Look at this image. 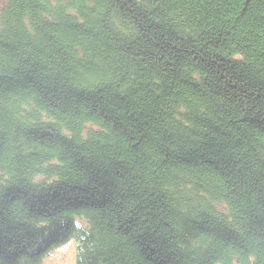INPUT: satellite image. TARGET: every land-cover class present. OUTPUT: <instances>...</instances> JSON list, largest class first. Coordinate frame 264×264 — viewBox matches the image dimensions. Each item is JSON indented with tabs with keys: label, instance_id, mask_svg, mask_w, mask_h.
<instances>
[{
	"label": "trees",
	"instance_id": "trees-1",
	"mask_svg": "<svg viewBox=\"0 0 264 264\" xmlns=\"http://www.w3.org/2000/svg\"><path fill=\"white\" fill-rule=\"evenodd\" d=\"M264 264V0H0V264Z\"/></svg>",
	"mask_w": 264,
	"mask_h": 264
},
{
	"label": "rangeland",
	"instance_id": "rangeland-1",
	"mask_svg": "<svg viewBox=\"0 0 264 264\" xmlns=\"http://www.w3.org/2000/svg\"><path fill=\"white\" fill-rule=\"evenodd\" d=\"M41 264H76L74 243L69 240L56 248L42 260Z\"/></svg>",
	"mask_w": 264,
	"mask_h": 264
}]
</instances>
